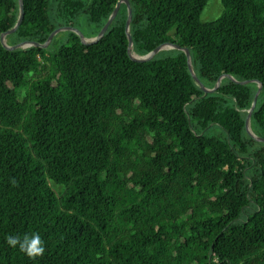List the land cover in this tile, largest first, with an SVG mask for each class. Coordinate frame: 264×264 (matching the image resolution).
Masks as SVG:
<instances>
[{"label": "trees", "instance_id": "obj_1", "mask_svg": "<svg viewBox=\"0 0 264 264\" xmlns=\"http://www.w3.org/2000/svg\"><path fill=\"white\" fill-rule=\"evenodd\" d=\"M5 43L93 37L117 0H21ZM94 43L0 44V264H264V0H127ZM17 0H0V33ZM60 39L59 45L48 48ZM53 187H58L57 191ZM39 233L29 259L6 238Z\"/></svg>", "mask_w": 264, "mask_h": 264}, {"label": "water", "instance_id": "obj_2", "mask_svg": "<svg viewBox=\"0 0 264 264\" xmlns=\"http://www.w3.org/2000/svg\"><path fill=\"white\" fill-rule=\"evenodd\" d=\"M17 1H18V15H17V18H16L15 23L13 24V26L11 28L6 29L5 31H3V32L0 33V44L4 48L14 49V48H17V47H25V46H29V45H32V46H44L47 43V41L51 38V36L54 33H56L57 31H60V30H71V31H73L75 33V35L78 37V39L83 44H91V43H94V42H96L102 36V34L106 30L107 26L111 22L112 18L115 16L116 11L118 9V6H119L120 2H123L126 5V15H125V18H124V31H125V34H126L127 39H128L125 50H126L127 56L131 60L137 61V62L146 61V60L150 59L160 49H165V48L180 49L185 54L186 65H187L188 71H189L191 77L194 79V81L197 84V86L199 87V89L201 90V92H202L203 95L212 92L217 87L219 78L220 77H223V76L227 77L229 80H231V81H233L235 83H244V82L247 81V80H244V81H235L234 79H232L231 77H229V76H227L225 74H220V75H217L214 78L213 83H212V86L210 88H208V89H205L201 85V83L198 80V78L195 76V74H194V72H193V70H192V68L190 66V58H189L188 49L186 47H181L178 44L171 43V42H158V43H156L153 46L152 50H150L148 53H146L144 55H137V54L132 53L130 51L131 36H130L129 30H128V21H129V17H130V14H131V8H130V5H129V3H128L127 0H117L116 1L115 5H114V7L112 9V11L108 15V18L106 19V21L104 22V24L100 27V29L98 30V32L96 33V35L93 36V37H90V38L83 37L80 34V32L75 27H72V26H59V27L51 30L48 33V35L46 36V38H45V40H44V42L42 44H38L35 41H19V42H16V43L12 44V45H7L5 43V35L13 32L16 29V27L20 24V22L22 20V17H23L22 1L21 0H17ZM256 83H257V86H256L255 92H254L253 97H252V101L250 103L249 108L247 109V113H246V116H245V119H244V129L254 139L259 140V141H264V138L259 137V136H256V135L252 134L251 132H249V128L247 126L248 125V118L250 116V112H251V110L253 109V107L255 105V101H256V98H257V95H258V92H259V89H260V83L258 81H256Z\"/></svg>", "mask_w": 264, "mask_h": 264}, {"label": "clouds", "instance_id": "obj_3", "mask_svg": "<svg viewBox=\"0 0 264 264\" xmlns=\"http://www.w3.org/2000/svg\"><path fill=\"white\" fill-rule=\"evenodd\" d=\"M6 242L10 247H18L19 251L32 260L42 257L45 252L44 241L39 233L25 234L22 238L9 235Z\"/></svg>", "mask_w": 264, "mask_h": 264}, {"label": "rangeland", "instance_id": "obj_4", "mask_svg": "<svg viewBox=\"0 0 264 264\" xmlns=\"http://www.w3.org/2000/svg\"><path fill=\"white\" fill-rule=\"evenodd\" d=\"M220 12H221L220 0H207L206 4L204 5V7L200 12L199 19L201 21H212L219 16ZM74 27L80 32L87 31V28L79 23L76 24V26ZM59 43H60V39H57L51 42L48 48L54 49L59 45ZM53 189L57 191L58 187H53Z\"/></svg>", "mask_w": 264, "mask_h": 264}]
</instances>
